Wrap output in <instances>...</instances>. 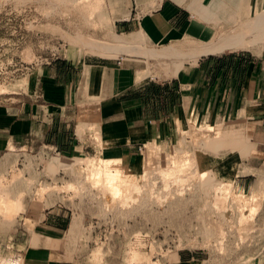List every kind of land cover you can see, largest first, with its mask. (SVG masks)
<instances>
[{
	"label": "crops",
	"instance_id": "0c3cea01",
	"mask_svg": "<svg viewBox=\"0 0 264 264\" xmlns=\"http://www.w3.org/2000/svg\"><path fill=\"white\" fill-rule=\"evenodd\" d=\"M214 1L201 0L200 4L212 8ZM132 3L129 10L126 0H109L116 35L143 31L149 48L175 47L189 39L209 41L215 34L211 22L193 16L197 5L191 12L164 0L144 16L138 4ZM127 14L129 19H120ZM69 50L42 66L31 100L15 108H0V154L102 155L121 160L133 179L139 175L134 166L148 146H157L166 155L192 128L199 131L208 124L215 130L218 123H224L219 133L248 138L249 148L237 160L238 166L234 161L226 167L221 166L223 161L219 163L216 177L231 179L237 166L245 174L234 176L235 188L240 193L253 189L263 193L264 50L261 54L229 50L203 56L196 64H184L175 76L168 72L161 78L141 79L138 75L149 69L143 56L120 52L106 57L91 49L93 54L81 56L77 48L73 55ZM120 58L125 60L118 66ZM224 154L219 158L233 156L229 148ZM24 216L32 230L23 243V264H91L90 243L80 236L82 231L71 237L76 213L70 207L63 203L48 206L44 197L35 195ZM204 254L180 249L177 264H203L208 261Z\"/></svg>",
	"mask_w": 264,
	"mask_h": 264
},
{
	"label": "rangeland",
	"instance_id": "374dc122",
	"mask_svg": "<svg viewBox=\"0 0 264 264\" xmlns=\"http://www.w3.org/2000/svg\"><path fill=\"white\" fill-rule=\"evenodd\" d=\"M172 1L191 11L192 0ZM132 2L138 4L144 16L158 9L153 8L148 0H126L129 10ZM106 3L108 5L109 0H106ZM106 3L103 0V5L95 11L92 7L61 3L57 0H0V108H15L19 103L31 100L34 83L42 66L50 62L54 55H66L69 48L70 55L75 53L76 48L77 55L81 56L93 52L106 57L124 53L125 49L118 47L115 40V14L109 10V5L107 12ZM263 6V0H257L252 10L254 15H259ZM137 45L142 46L143 43ZM263 50L252 52L261 54ZM148 64V71L142 74L150 73L151 76L161 78L163 76L160 72L174 71L152 61H148ZM178 72L173 73L176 75ZM173 73L169 76H175ZM223 129L224 123H218L215 130L208 124L203 125L199 131L192 128V131L174 146L172 153L166 155L161 154L157 146H148L134 166L138 170L149 155L173 168L181 166L180 162L184 163L182 166H186L185 158L194 159L195 165L202 164L205 168L194 167L188 172L169 178L168 181L160 176L159 170H155L150 179L152 184H147L140 198H136L137 201H130V204L122 209L121 204L118 205L120 201L106 195L101 188L93 189L90 194L84 195L78 190L76 193L63 189L68 183L86 182L89 167L87 163L80 164L79 159H104L108 164L117 162L123 168L121 160L114 162L111 159L116 158L102 155L73 158L76 176L69 169H51L52 159L56 158L51 154H0V183L4 185V193H0V199L8 195L16 198L15 204L11 200L7 202L9 205L5 202L9 208L3 210L4 213L0 211V264H23V243L32 230L24 214L29 201L35 195L44 197L48 206L63 203L74 210L76 216L73 222H77V229L73 238L77 231H82L80 236L90 243L91 258L88 261L91 264H128L133 252L136 254L137 264H177L180 249L205 253L204 257L208 261L203 264H263L264 185L261 194L254 189L240 193L234 186L233 178L236 174L245 173L243 170H237V164L235 175L231 178L233 186L220 188L218 193L213 190H210L209 194L197 192V182H209L214 179L215 167L221 161L222 167H226L227 163L237 162L240 157L245 156L244 152L249 148L248 138L230 137L231 142L227 145L230 147L227 148L233 153L232 158H219L225 156L221 153L227 149H222L224 147L221 144L209 145L201 139L211 136L215 137L212 140L216 141V136ZM80 131L82 133V130ZM9 155L11 158L7 157ZM195 173H199V176L196 177ZM17 176L18 179L25 180L23 184L22 181L21 184L16 182ZM136 177H132V180L139 182L140 175ZM153 182L157 186H154ZM150 193L153 198H150ZM159 194L160 197L163 196L162 202H157ZM179 194L183 196L179 197ZM144 198H148L147 203ZM149 201H155L157 204L152 203L149 209ZM135 202L138 205H133ZM230 206L235 207V213L232 215L228 213ZM133 207L139 210H134ZM131 208L134 212H130ZM208 227H212L211 233H208ZM138 235L140 240L136 239ZM218 246L223 249L220 250ZM98 252L99 256H96Z\"/></svg>",
	"mask_w": 264,
	"mask_h": 264
},
{
	"label": "bare ground",
	"instance_id": "6f19581e",
	"mask_svg": "<svg viewBox=\"0 0 264 264\" xmlns=\"http://www.w3.org/2000/svg\"><path fill=\"white\" fill-rule=\"evenodd\" d=\"M57 1H59L61 3L64 2V3L88 6L89 8L92 7L95 11L96 10L98 11L99 7H101L103 5V0H57ZM148 1L151 4V6L155 9L159 8L162 5V3L164 2V0H148ZM219 1L220 0H215L214 1V7H212V8L202 6L200 4V2H198V0L197 1L192 0V3H190V8L197 5L196 9L193 8V16L195 18H199L200 20L205 19L208 22H211L213 24L215 34L212 37V39L209 41H198V40H194V39H189L186 42L183 41L184 44L181 43L175 47L162 48L159 50L158 49L155 50V49H150L147 46V43H146L147 36L143 31H141L140 33H136V34H132V35H127V34L116 35L115 36L116 44L118 47H121V48L123 47V49H125L124 53H127V55L130 53L131 55L143 56L148 61H152L153 63L159 64V65L162 64L163 66H167L169 69H171V70L173 69L174 71H177V72L180 71L184 67V64H186V63L196 64L200 60V58H202L203 56L219 55V54L225 53L226 51H229V50H232V51H259V50L264 49V6H263V11L259 15L256 16V15H254L252 10H253L254 4L257 0H233L232 2H225L222 0V2H220L221 5L219 4ZM263 3H264V0H263ZM129 18H130V14H127V15L121 17L120 19H126L127 20ZM139 43H143V45L138 46L137 44H139ZM164 70H166V68ZM164 72L166 73V71H164ZM160 73H163V72H160ZM147 76H150V73H145V74L140 73L138 75V79H141V78H144ZM213 138H215V137L206 136L203 139H201V141H204L205 143H207L209 145H212V143H215L216 145L218 144L217 146H219L221 144V146L224 147L222 149H228L227 147H230L227 145L231 142V139H230V137L226 136V134H224V133L218 134L216 136V139H217L216 141H213L212 140ZM201 141H200V143H204ZM183 152H184V150H183ZM7 157H10V155ZM180 159H178V160H180ZM195 159H197V157H195ZM79 160H80V164L87 163V165L89 167V175L86 178V182H79L77 184L68 183V184H66L65 187H63V189H65L66 191H76V193L78 190V191H81L82 194L84 195L86 193L90 194V192H92L93 189L101 188V190L106 195L111 196L114 200L120 201V203H118V205L121 204L120 209H122V207L127 205L130 201L136 200V198L137 199L140 198V195L143 194V189L148 186L147 184H149V183L152 184L150 179L154 175L153 172L155 170H159L160 176H162V178H164L168 181V180H170L169 178H171L175 175L176 176L181 175V173H184L185 171L188 172V170L190 171V170L194 169V167L198 168V169L205 168V166L202 164H199L198 166L195 165L194 159L192 160L189 158H185L186 166L185 165L182 166V164H184V163L180 162L179 164H181V166L178 165L179 166L178 167L176 165L177 167L173 168L171 166L164 165L163 162H158V159H156L153 155H149L146 158L141 169L138 170L137 168L134 167L135 172H137L140 175V181L137 182L135 180H132L126 171V168L125 167L122 168L117 162L114 164H108V163H106V161L104 159H96V158L87 159V160L79 159ZM113 161L115 162V160H113ZM183 161L184 160H182V162ZM74 162H75V159H73V158L56 157V158L52 159L51 169H64V170L69 169L73 175H76L77 174L75 171L76 169H73ZM235 163L237 165L236 161H235ZM7 164H9V163L7 162ZM208 168H209V165H208ZM0 173H1V171H0ZM117 174H119V175L117 176ZM96 176L99 177V180L91 179L92 177H96ZM195 176L196 177L199 176V173H195ZM15 180L19 184H21L20 183L21 181H22V184H23V181H25V180H23V178L18 179V176L15 177ZM110 180L114 181L112 188H118L122 194L119 199H115L113 196L112 188L109 187ZM197 183H198V187H197L198 193L209 194L210 190H213V191L218 193L220 188L224 189L225 187H229L231 185L232 181L230 178H227V176H226L224 178L215 177L214 179H212L209 182L199 181ZM95 184H99V187H95L94 186ZM153 185L155 186L156 184H154V182H153ZM3 188H4V185L1 182L0 183V193H4ZM154 188H156V187H154ZM137 189H139V191H137ZM148 189H150V188H148ZM56 190H58V188ZM145 190H147V189H145ZM189 190H191V189H189ZM150 191H151V189H150ZM158 191H160V190H158ZM151 193H152V191H151ZM152 194H151L150 198L154 197V196L152 197ZM181 195L183 196V194H181ZM181 195L179 194V197H181ZM160 196L161 195L159 194L157 202H159L163 199V196L162 197H160ZM195 196H196V194H195ZM147 199L148 198H144V200L146 201V202L144 201L145 203H147ZM9 200H11V202H13L15 204L16 198L14 196L9 197V195H8V197H6V198L2 197L0 199V211L1 212L5 209L9 208V206H8L9 204L7 203ZM164 200L167 201L166 199H164ZM149 202H151V201H149ZM152 203H154V205L157 204L155 201L154 202L152 201L150 203V205L147 206L149 209H150ZM185 203H187V202H185ZM134 204H137V203L135 202V203H133V205ZM171 205H172V203H170V206ZM142 207L143 206L141 205L140 209H142ZM153 207H156V206H153ZM172 207H173V205H172ZM212 207H213V205H212ZM125 208H127V207H125ZM136 209H137V207L134 208V210H136ZM116 210H117V208H116ZM118 210H119V208H118ZM134 210L132 211V208H131L130 212H134ZM137 210H139V209H137ZM206 210H208V209H206ZM211 211H213V209ZM253 211H255V209ZM166 212H167V210H166ZM2 213H4V212H2ZM228 213L231 215L234 214L235 213V207L230 206L228 209ZM197 215H198V213H197ZM76 226H77V222L74 221L73 222V228L71 230V235L73 234L72 237L74 236V232H75L74 229H76ZM252 230H254V229H252ZM207 231H208V233H211L213 231L212 227H208ZM208 233H207V235H208ZM262 233H263V231H262ZM214 238H215V236H214ZM219 244H220V242H219ZM218 247H220V246H218ZM215 249H216V247H215ZM219 249L222 250L223 248L220 247ZM176 260H178V259L176 258Z\"/></svg>",
	"mask_w": 264,
	"mask_h": 264
},
{
	"label": "clouds",
	"instance_id": "9594fccd",
	"mask_svg": "<svg viewBox=\"0 0 264 264\" xmlns=\"http://www.w3.org/2000/svg\"><path fill=\"white\" fill-rule=\"evenodd\" d=\"M119 174H117L118 176ZM91 179H95V180H99V177L96 176V177H92ZM114 181L110 180L109 182V187L112 188V185H113ZM95 187H99V184H95L94 185ZM112 191H113V196L115 199H119L121 197V192L119 191L118 188H112ZM137 191H139V189H137ZM137 240H140L141 237L138 235L136 237ZM96 256H99V252L95 254ZM132 259L130 261H128V264H137V257H136V254L133 252L132 254Z\"/></svg>",
	"mask_w": 264,
	"mask_h": 264
},
{
	"label": "built area",
	"instance_id": "2783aa9c",
	"mask_svg": "<svg viewBox=\"0 0 264 264\" xmlns=\"http://www.w3.org/2000/svg\"><path fill=\"white\" fill-rule=\"evenodd\" d=\"M124 60H125L124 58H120V59L117 61V65H118V66H121ZM139 152L142 153V148H139Z\"/></svg>",
	"mask_w": 264,
	"mask_h": 264
}]
</instances>
